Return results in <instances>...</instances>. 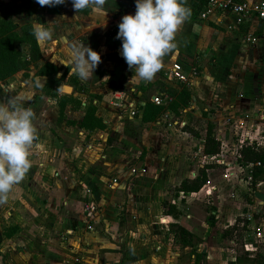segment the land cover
I'll return each instance as SVG.
<instances>
[{
    "label": "crops",
    "instance_id": "0c3cea01",
    "mask_svg": "<svg viewBox=\"0 0 264 264\" xmlns=\"http://www.w3.org/2000/svg\"><path fill=\"white\" fill-rule=\"evenodd\" d=\"M35 4V0H31L32 13L27 14L20 0H0V17L9 16L8 13L11 11L12 14L13 9L23 12L22 23H31L38 16L45 28L53 32L50 41L43 44L36 41L40 56L44 62L54 65L58 70L71 74L65 64L68 63L72 44L82 43L101 56L102 62L94 70L90 81H82L75 76L92 95L94 115L105 127L87 130L90 142L86 148L89 151L80 148L79 144L87 132L78 126V120L60 132L62 143L59 140L52 141L41 129L37 130V141L33 148L37 150L39 145L45 143L44 149L49 156L35 167L32 166L8 202L0 206V264H148L158 259L155 253H146L150 245L158 252L174 247L171 245V240L175 239L173 224L181 225L190 234H194L192 218L199 214L194 216L182 213V208H186L190 200L203 201L209 196L206 193L210 188H215V212L224 209L226 194H223V188L228 183L223 171L230 167L223 153L224 146L238 141V151L235 150L238 156L244 142L261 143L256 135L260 128L259 119H264V20L251 21L242 25L240 30L229 31L218 25L216 16L206 20H199L196 16L201 22H189L192 24L191 43L184 46L186 39L179 35L180 32L176 36L178 48H181L180 54L195 51L191 63L195 78L190 86L186 83L189 91L186 105L174 116V112L166 106L171 97L164 95L162 98L167 96L168 101L162 105L164 109L159 117L154 121H142V91L154 84L145 82L141 89L134 91L135 88L131 86L136 83V80H131L135 74L134 69L130 70L127 64L121 68L116 66L117 61L119 64L126 63L120 54L122 41L116 42L113 38L106 40V32L118 26L124 15L135 13V0H108L105 5L108 10L106 17L93 16L90 9L78 13L74 11L71 0H65L64 5L52 7L55 9L52 13L46 11V6L40 7L37 4L35 7ZM6 9L10 11L6 12ZM244 32H252L259 39L253 45L242 46L239 38ZM169 66H165V71ZM120 73L126 75L130 92H134L129 94H134L135 98L123 102L134 107V115H129L128 110L122 108L120 113L112 110V94L113 97L119 95L118 104L124 95L119 90L122 85ZM34 78L36 81L43 76L36 75ZM248 84L249 89L246 87ZM158 93L152 87L149 100ZM55 106V101H45L39 107V115L47 108L54 110ZM164 113L170 114L173 122L179 121L174 120L175 117H182L179 134L175 138H172L171 133L175 126L168 127L167 122L164 124L159 120ZM191 115L196 117L195 124L198 119H206L203 128L189 120ZM207 124L212 125L214 136L220 143L218 153L211 156L202 154V140ZM235 124L237 129H242L241 133L244 131L249 135L250 140L237 136L232 140L231 128ZM246 125L250 126V130ZM75 134H79V137ZM139 151L142 155L135 164L138 172L130 174V167L122 175L124 180L133 176L129 179L130 194L139 193L137 197L144 202L130 205L125 213H119L114 199L121 197L102 192L98 185L110 174L109 171L130 162L133 159L131 157ZM197 152L203 156L201 163H197ZM216 159H219V163L214 161ZM199 168L204 169L205 180L202 186L195 192L177 190L179 183L183 179L193 178ZM113 180L115 178H111ZM256 192L247 195L251 203L245 205L258 213L263 222L264 202L261 199L264 194ZM125 201L122 198L123 204ZM87 202L96 206L91 229H87L86 218L91 216H86L83 211V205ZM126 205L128 207V202ZM241 214L249 215L243 211ZM156 216H159L163 224L155 222ZM216 217H219V213ZM156 225L162 233L169 234L163 238V242L156 241L160 238ZM201 225L202 231L206 233L208 225ZM257 226L264 231L263 225ZM161 260L165 261L164 258Z\"/></svg>",
    "mask_w": 264,
    "mask_h": 264
},
{
    "label": "rangeland",
    "instance_id": "374dc122",
    "mask_svg": "<svg viewBox=\"0 0 264 264\" xmlns=\"http://www.w3.org/2000/svg\"><path fill=\"white\" fill-rule=\"evenodd\" d=\"M37 3L34 5L36 7ZM133 10L135 9V4L133 6ZM30 8V6H29ZM13 9V8H12ZM191 9V8H190ZM14 11L11 14V11L9 9H6V12H9V16L3 17V18H9L12 22L16 23L17 25L23 24L21 21L24 18L23 12H18V10L13 9ZM34 10V9H33ZM25 12H27V9L25 8ZM6 14V13H5ZM117 15V14H116ZM131 15H135V13H131ZM2 18V17H1ZM37 21H39L38 16L34 17ZM191 21L197 22L199 20L196 19L195 14L193 10H191V16L190 18L185 22V24L182 26L181 30L179 31V35H182L181 37H184L186 40L184 41V46H187L191 43ZM199 21L198 23H200ZM28 23V22H26ZM31 25V23H30ZM189 27V29H187ZM17 31V29H15ZM198 32V29H196ZM16 48L24 52V48L20 45H16ZM180 49L178 48L174 53L169 54L163 58V67L162 69L156 74L154 79L151 81L153 82L154 86L150 82V87H148L146 90L142 91L143 97L147 96V94H150V89L152 87H155L157 91H159L158 96L162 97L164 95H168V97H171L172 100L174 99V93L177 92L179 89H181L182 84H178L177 81H169L165 77V66L170 65L171 63L178 62L183 70V74L186 76V80L184 83L189 84L190 82L195 78V75L193 74L191 65L192 60L194 59L193 54H195V51H191L189 54L184 53L180 54ZM196 50V49H195ZM44 62V59L40 56L39 64H42ZM117 61L116 66L121 68L124 64L123 62L121 64ZM197 62V60H196ZM39 70V66L33 63L27 64V66L24 69H20L15 71L13 74L9 75L8 77L0 80V102L6 101L11 96H20L24 95L29 98V101H26L24 106L31 107L32 110L35 113V117L33 119V124L36 130L40 131V129L47 135V137H50L52 141L59 140V142L62 143L60 132L64 128H68L67 125H74V122L82 119L84 115L85 109L89 105L95 106V103L93 102L91 95L87 92L86 87L83 85H79L76 82V76L74 74H69L65 70H58L55 73H52L50 78H48L47 82V89L49 92H56V96L59 95H66L68 98L66 99L65 106L61 110L60 114L58 115V108L56 104L57 97H52V94L48 93V95H45L44 92L41 89H37L34 87L35 84V76ZM121 76V82L122 85L120 86V89L123 92L122 96V102H126L129 100H132L135 98L134 94L130 92V86H128V78L124 73H120ZM44 77V76H43ZM45 78V77H44ZM47 80V79H46ZM145 82L143 81H137L136 83H133L131 86L136 89H141ZM61 85H69L72 87V90L69 93H62L60 91ZM186 86V85H184ZM247 89H249V84L246 86ZM186 89L188 90L187 86ZM189 92V91H188ZM134 93V92H133ZM125 96V97H124ZM170 98V99H171ZM45 101H55V109H46L44 113L39 115L40 112V106ZM118 99H115L111 97L112 102V110L116 113H120V109L118 106ZM205 113V112H203ZM165 114V113H164ZM162 114L163 116L160 117L161 123H166L169 120H173L172 116L170 114ZM204 116V115H202ZM190 121L193 122V124L196 123L195 116L189 117ZM182 117L178 116L175 117L174 120H179L181 122ZM259 119V118H257ZM259 129L257 132V139L261 141L260 146H264V119H259ZM206 121V119L201 120L198 119V123L195 124L197 127L203 128V123ZM237 123V122H236ZM79 126V125H78ZM175 126V128H174ZM180 124L172 125L171 127L174 128L172 133V138H175L177 134H179V127ZM247 126V125H246ZM73 127V126H72ZM80 127V126H79ZM178 127V128H177ZM237 124L233 125L231 128V138H235L237 136L240 139L248 138L247 140H250L248 137L249 135L245 133L244 131L241 133L242 129H237ZM81 128V127H80ZM250 130V126L246 127ZM84 132H87V129H85ZM72 132H70L71 134ZM85 134V133H83ZM77 137H79V134H75ZM81 135V134H80ZM89 133H86V136L83 140L80 142V148H84L85 151H89V148H86V145L90 142L89 140ZM37 141V140H36ZM237 142L234 141L233 143H228L226 147L224 146L223 153L226 155L227 160L230 162V167L228 170L223 171V174H225V179L227 180V187L223 188L224 192L223 194H226V199L224 201L223 207L224 209L219 211V217H216V214H218L216 211L217 206L215 204V194H217L214 189H211L206 193L209 194L203 201L196 202L190 200L186 208H182L183 215L185 214H194V216H197V213L199 216L192 218V225L191 228H193L194 234H192V238H190V242L192 245L189 248H185V246L179 241V238L175 236L174 241L171 240V248L166 251H156L155 247L153 245H150L146 249V253H149L148 255L155 253V255L158 256V259H154L148 264H226V261L233 259L235 256H238L241 253L240 247L233 243L232 241L227 239V235L225 237H221V232L228 230V226L232 223L233 218L235 216H240L243 218L242 221H245V227L242 229L241 232V242L246 245L249 250L248 255H252L254 252H260L264 257V231L262 232V235L258 239L257 242H254L252 240V233L254 230H249V228H246V226H252L255 224V226L261 224L264 226V221H260L261 216L258 213H255V211H252L250 209V206L245 204H250L251 201L248 200V194H254L255 190H257V194H264V174H260L256 176L253 180L251 179L248 183L246 182V176L250 174V169L247 168L243 163L239 162L238 156L235 152V150L238 151ZM95 143V141L93 142ZM110 143L109 145H114V143ZM240 143V142H239ZM238 143V144H239ZM43 145V146H42ZM39 145V148L36 150L34 147L33 150L31 149V155L29 159L32 161V166H36V164L39 161H43L48 159L47 156V150L44 149L45 143ZM54 146L55 143H53ZM195 150V148H193ZM122 152L124 153V150L120 148ZM141 151L136 152L135 155H133V158L130 162L126 163L123 166H119L116 168H113L108 176H106L105 180H101V183L98 185L101 187V191L105 193L107 191V194H113L114 196H120L121 199H114L115 207L118 208L119 213H125L127 211V208L130 207V205H135L137 203L141 204L144 201H141L142 198L137 197L139 196V193L137 194H130V187L131 181L129 180L133 176H130L127 178V180H124L125 177H123L122 172L127 170L128 168H133L136 164V162L141 158ZM192 153H189V156H191ZM196 157L198 158V162H202V157L199 155V153H196ZM130 168V169H131ZM121 171V172H120ZM138 172V170L136 171ZM196 172V171H195ZM120 175L116 177V175ZM115 176V177H114ZM111 178H115V181H111ZM117 194V195H116ZM231 194V196L229 195ZM122 198L128 202V207L126 205V201L123 204ZM264 202V198L261 199ZM88 203V202H87ZM86 204V203H84ZM260 204V203H259ZM126 205V206H125ZM261 205V204H260ZM84 206V205H83ZM164 206L166 207V201H164ZM94 212H95V205ZM249 209V210H248ZM246 210V211H245ZM246 212L250 215V219L247 220L245 218L244 214H241V212ZM94 214L88 215L91 217H86L88 220V225H91L92 217ZM87 216V215H86ZM159 216H156L155 222L158 224H163L162 220L158 218ZM84 220V219H83ZM186 220H191L187 219ZM84 222V221H83ZM154 222V223H155ZM215 222L217 223L215 225ZM229 222H231L229 224ZM201 223H205L208 225L209 229L206 233L202 231L203 225ZM241 223V222H240ZM238 224V226H241V224ZM157 224V225H158ZM87 225V226H88ZM156 225V227H157ZM220 226V227H219ZM88 229V228H87ZM161 228L158 226L157 230L160 231V238L156 239L158 242L165 241L163 238H166V235H169L167 232L162 233ZM173 231V230H172ZM173 233V232H172ZM163 234V237L161 236ZM165 234V235H164ZM204 238V239H202ZM198 241L199 244H198ZM154 243V242H153ZM156 243V242H155ZM201 244V245H200ZM239 248V251H238ZM235 249V250H234ZM222 251H224V254H222ZM157 253V254H156ZM159 254V255H158ZM161 258H164L165 261H162Z\"/></svg>",
    "mask_w": 264,
    "mask_h": 264
},
{
    "label": "clouds",
    "instance_id": "9594fccd",
    "mask_svg": "<svg viewBox=\"0 0 264 264\" xmlns=\"http://www.w3.org/2000/svg\"><path fill=\"white\" fill-rule=\"evenodd\" d=\"M40 7L64 5L65 0H35ZM73 9L91 10V15L106 17L108 0H71ZM187 0H135V15H124L118 24L116 39L122 41L121 56L130 70L131 80L151 82L163 67V58L178 49L176 36L191 16ZM32 34L38 44L50 41L53 32L45 24L31 20ZM101 56L84 44H72L65 64L82 81H90L101 63ZM107 78V77H106ZM46 78L34 87L43 88ZM29 98L11 96L0 102V206L6 204L32 168L29 159L37 139L35 113L24 104Z\"/></svg>",
    "mask_w": 264,
    "mask_h": 264
},
{
    "label": "trees",
    "instance_id": "16d2710c",
    "mask_svg": "<svg viewBox=\"0 0 264 264\" xmlns=\"http://www.w3.org/2000/svg\"><path fill=\"white\" fill-rule=\"evenodd\" d=\"M202 0H187L186 6L193 10L195 17L198 10L202 5ZM20 3L27 9V14H31L32 10L29 8L31 0H20ZM55 10V9H54ZM52 7L46 6V11L52 13ZM17 29V31L15 30ZM118 26L111 28L106 32V40L113 38L116 42L121 41L116 39L118 33ZM22 46L25 50L24 52L19 51L16 45ZM108 47H110L108 45ZM40 51L36 43V39L32 34V26L30 23H23L17 25L12 22L9 18L0 17V80L13 74L15 71L24 69L27 64L33 63L39 66V70L36 75L44 76L47 80L42 88L45 95L48 93L52 94V97H57L56 92H49L47 89L48 78H50L52 73L58 71V68L54 65L43 62L39 64ZM76 82L82 85L79 81ZM186 83H182L181 89L174 93V99L167 103V108L174 112V116H177L179 111L186 105L189 98V92L186 89ZM91 95V94H90ZM150 94L143 97L144 105L141 114L142 121H154L163 111V106L155 105L149 100ZM92 97V95H91ZM66 95H59L56 100L58 115L65 106ZM95 106L89 105L85 111L82 119L79 122V126L83 129H103L105 125L102 121L94 115ZM184 127V126H182ZM213 127L211 124L206 125L205 134L202 140V154L206 156L215 155L220 149V143L216 140L214 133L212 131ZM238 161L243 163L247 168L250 169L251 179L253 180L256 176L264 174V146L257 145L254 141L244 142L239 149ZM251 163V166L248 164ZM204 169L199 168L198 173L193 178L183 179L177 188L182 192H195L204 183ZM164 205V204H163ZM170 205L168 204V208ZM169 211V209L167 210ZM240 216H235L232 224L228 226V230L221 232V237H225L227 232V239L237 244L240 247L242 254L235 256L233 259L226 261V264H264V257L260 252H254L251 256L248 255V250L244 249V243L241 242V232L245 227V221ZM241 222V223H240ZM241 226H238V224ZM172 232L174 237H178L179 241L184 245L190 247L192 243L189 241L192 238L185 228L181 225L173 224ZM247 228V226H246ZM7 235V233L5 234ZM235 250V249H234ZM239 251V248H238Z\"/></svg>",
    "mask_w": 264,
    "mask_h": 264
},
{
    "label": "built area",
    "instance_id": "2783aa9c",
    "mask_svg": "<svg viewBox=\"0 0 264 264\" xmlns=\"http://www.w3.org/2000/svg\"><path fill=\"white\" fill-rule=\"evenodd\" d=\"M202 5L197 12V18L199 20H206L210 16H216L217 23L222 28L234 31L240 30V27L251 21H263L264 20V0L255 1V2H246L240 0H202ZM259 39L258 35L253 34L252 32H244L241 34L239 38V43L242 46L253 45ZM194 74V72H193ZM165 76L169 80H175L177 82H185L186 76L183 74L181 65L178 62H173L165 71ZM119 95L114 96L115 99H118ZM151 101L155 105H166L168 101V97L164 98L159 97L158 95H154L151 98ZM118 106L122 109L128 110L129 115H134L135 110L134 107L129 103H119ZM174 124L182 125V122L179 121H171L169 120L166 123V126H171ZM240 155H238L239 157ZM216 163H219V159L214 160ZM252 164L249 163L248 166ZM264 165V163H263ZM130 174L136 173L137 169L135 167L131 168ZM251 175L248 174L246 176V182L250 183ZM114 181V180H113ZM83 211L86 215L94 214V207L90 203H86L83 206ZM247 220L250 219V215H245ZM88 229H91L92 226L88 225ZM249 230H254L252 233V240L257 242L260 236L262 235V231L259 226H247ZM245 250H249V248L244 245Z\"/></svg>",
    "mask_w": 264,
    "mask_h": 264
},
{
    "label": "water",
    "instance_id": "95a60500",
    "mask_svg": "<svg viewBox=\"0 0 264 264\" xmlns=\"http://www.w3.org/2000/svg\"><path fill=\"white\" fill-rule=\"evenodd\" d=\"M71 90H72V88L69 85H61V87H60V91L62 93H65V94L69 93ZM139 166H140V162H138L137 168H139Z\"/></svg>",
    "mask_w": 264,
    "mask_h": 264
}]
</instances>
